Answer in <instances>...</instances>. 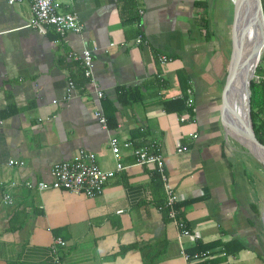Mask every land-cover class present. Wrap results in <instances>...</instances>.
Listing matches in <instances>:
<instances>
[{"label":"crops","instance_id":"crops-1","mask_svg":"<svg viewBox=\"0 0 264 264\" xmlns=\"http://www.w3.org/2000/svg\"><path fill=\"white\" fill-rule=\"evenodd\" d=\"M234 5L66 0L62 10L77 13L83 29L59 37L51 27L42 33L27 26L28 1L0 0V264H51L57 237L67 243V264H187L182 247L189 254L211 251L194 264H264V171L221 123ZM261 5L264 15V0ZM139 34L145 44H135ZM84 49L92 52V80L68 56ZM160 52L172 60L160 65ZM257 67L255 80L264 82V63ZM69 80L75 86L66 100ZM187 89L193 110L180 121L186 110L172 101L186 100ZM128 92H139L140 100L123 103L120 93ZM98 110L113 127H103ZM113 136L126 168L102 194L35 186L49 182L52 165L81 148L94 152L101 168L114 169ZM126 140L159 145L178 194V218L194 238L178 239L162 208L157 173L134 163ZM178 143L188 150L178 153ZM10 159L24 163L10 165Z\"/></svg>","mask_w":264,"mask_h":264},{"label":"built area","instance_id":"built-area-1","mask_svg":"<svg viewBox=\"0 0 264 264\" xmlns=\"http://www.w3.org/2000/svg\"><path fill=\"white\" fill-rule=\"evenodd\" d=\"M9 5H13L20 1H28L30 3L32 18L28 22L27 26L37 29L44 33L51 27L59 37L64 36L68 32L79 33L83 29L77 13L71 11H63L62 7L66 0H6ZM140 13L142 11L140 10ZM136 45L145 44L147 41L141 35H137L134 39ZM69 57H74L80 60L83 74L87 79H93V56L89 49H84L79 55L74 56L72 53L68 54ZM172 60V57L165 53H157V61L160 65H165ZM74 82L69 80L68 90L65 95V99H69L71 96V90L74 89ZM189 97L186 99V112H183L179 116L180 121L187 119L191 110H193V98L191 95V89H187ZM102 96V92H98V97ZM96 115L99 117L100 123L103 127L107 126L106 118L102 111L98 110ZM193 138L197 137L196 133H192ZM110 147L115 160V168L105 170L97 163L96 154L86 149H79L77 153L68 160L56 162L51 167V180L49 182L40 181L35 186L40 189H59L68 191L74 194H81L87 197H95L103 193L106 182L112 178L116 172H119L126 168V166L120 161L121 159V145L117 137L110 138ZM124 147H131L134 157V163L141 166H151L157 173L165 194V201L163 209L166 212L168 219L174 224L177 230L178 239L183 237L194 238L191 229L187 223L178 218V208L176 203L178 201V194L171 185L169 177L165 171L164 156L160 151L159 145L155 143H145L142 145H133L131 140L123 142ZM188 150L185 145L177 144L176 151L183 153ZM23 161H17L10 159L8 164L10 165H22ZM9 185H15L14 182ZM28 187H33L34 184L30 181L26 182ZM5 186V183L0 180V188ZM3 199L6 204L13 202L12 196L9 193L3 194ZM67 243L62 238H54L51 244V264H67L62 250H65ZM181 254L184 257L187 264H194L200 262L209 257L210 250L201 251L193 254L187 253L183 247L181 248Z\"/></svg>","mask_w":264,"mask_h":264},{"label":"water","instance_id":"water-1","mask_svg":"<svg viewBox=\"0 0 264 264\" xmlns=\"http://www.w3.org/2000/svg\"><path fill=\"white\" fill-rule=\"evenodd\" d=\"M257 20L258 38L252 45L250 30ZM230 51L225 68L221 123L231 137L264 171V143L255 134L251 118L250 84L264 50V15L261 0H235L230 28ZM251 47V50L247 51Z\"/></svg>","mask_w":264,"mask_h":264},{"label":"trees","instance_id":"trees-1","mask_svg":"<svg viewBox=\"0 0 264 264\" xmlns=\"http://www.w3.org/2000/svg\"><path fill=\"white\" fill-rule=\"evenodd\" d=\"M261 61L264 63V53L262 54ZM256 71L258 72V67ZM250 89H251V95H250L251 111L250 112H251L253 129L255 131V134L258 140L264 143V118L262 117L263 105H264V82L262 80L253 79L250 84ZM123 95L124 94L120 93V96H119V99L123 103H132V102L140 100L141 98V95L139 92L137 93L128 92L126 96H123ZM172 102L175 104V109H178V110L185 109L186 110V100L184 99V96L182 97V99H175V101H172ZM106 123L108 127H113V125L109 124L108 119H106ZM241 248H243L242 244L238 246V249H241ZM225 249H226L225 254L231 253V250L230 248H227V245H225ZM202 264H205V263H202Z\"/></svg>","mask_w":264,"mask_h":264},{"label":"bare ground","instance_id":"bare-ground-1","mask_svg":"<svg viewBox=\"0 0 264 264\" xmlns=\"http://www.w3.org/2000/svg\"><path fill=\"white\" fill-rule=\"evenodd\" d=\"M254 28H252L251 30H250V34H251V36H252V34L254 33V30H257V32H256V35H255V39H254V42L257 40V38H258V33H259V28L260 27H257V20H256V22H255V24H254ZM254 42H253V44H254ZM253 44H252V46H253ZM251 46V47H252ZM254 47V46H253ZM249 48V47H248ZM249 50H251V48H249L247 51H249Z\"/></svg>","mask_w":264,"mask_h":264}]
</instances>
